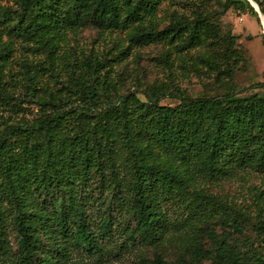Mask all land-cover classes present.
I'll list each match as a JSON object with an SVG mask.
<instances>
[{
	"label": "trees",
	"instance_id": "1",
	"mask_svg": "<svg viewBox=\"0 0 264 264\" xmlns=\"http://www.w3.org/2000/svg\"><path fill=\"white\" fill-rule=\"evenodd\" d=\"M213 1L258 16L248 0L0 3V69L14 41L50 59L85 29L123 34L128 43L114 44L119 52L111 58L75 56L70 95L42 99L38 118L0 131V264H71L75 256L102 259L131 249L167 248V241L179 249L176 261L159 253L154 259L141 254L140 262L264 264L263 210L252 223L256 239L243 252L213 224L243 235L248 217L207 188L240 172L264 175V95L241 97L234 89L191 98L158 86L142 92L146 100L133 92L113 96L111 61L160 42L184 64L198 62L223 83L232 80L224 61L236 54L232 37L221 35L203 10V3ZM257 1L264 9V0ZM164 3L194 9L191 16L174 12L161 29ZM166 97L180 103L161 105ZM0 99L12 97L1 90ZM118 231L124 235L119 242Z\"/></svg>",
	"mask_w": 264,
	"mask_h": 264
},
{
	"label": "rangeland",
	"instance_id": "2",
	"mask_svg": "<svg viewBox=\"0 0 264 264\" xmlns=\"http://www.w3.org/2000/svg\"><path fill=\"white\" fill-rule=\"evenodd\" d=\"M195 1L201 4V0ZM0 3L4 6L12 4L10 0H1ZM203 4V10L212 17L221 35L229 34L232 37L231 47L236 50V54L224 60L232 69V80L227 84L223 83L215 73L198 62L184 64L180 59L174 58V52L166 43L160 42L134 48L124 60L111 61L110 75L116 87L114 97L133 92L146 100L142 92L158 86L169 91L180 89L191 98L223 96L234 89L241 97L264 95V27L260 15L255 17L233 8L225 10L219 1ZM192 9L194 8L189 5L162 4L159 12L161 29L169 24L174 12L180 16H191ZM117 43L121 48L128 46L123 34L106 35L95 29H85L72 35L60 53L50 59L47 54L33 52L28 45L14 41L11 57L0 69V91H6L12 97L10 101L0 99V131L9 124H26L38 118L42 113V99L49 100L58 95L69 96L74 85V74L69 71H72L71 64L75 62V56L81 59L84 55L101 57L110 53L111 58L119 52L118 49H113ZM170 51V57L166 56L168 62H161ZM191 54L195 56L196 51L193 50ZM179 103L178 99L172 97L161 100V105L166 106L174 107ZM207 188L212 194L220 195L235 204L248 217L247 230L243 235L224 229L216 222L213 224L220 236L228 233L230 240L233 242L236 239L239 249L246 251V242L256 239L252 223L256 222L261 210L264 212V175L250 171L240 172L232 179L209 184ZM94 219H98V214L94 215ZM118 232L115 240L119 242L124 239V235L121 231ZM10 240L16 248L13 232L10 233ZM164 244L167 248H142V251L131 249L119 255L111 253L102 259L75 256L71 264H142L139 260L141 254L147 259H154L159 253L167 261H176L179 249L174 248L171 241ZM205 244L210 247L208 240H205ZM204 264L213 262L205 261Z\"/></svg>",
	"mask_w": 264,
	"mask_h": 264
},
{
	"label": "water",
	"instance_id": "3",
	"mask_svg": "<svg viewBox=\"0 0 264 264\" xmlns=\"http://www.w3.org/2000/svg\"><path fill=\"white\" fill-rule=\"evenodd\" d=\"M248 1L251 3L255 11L260 15L262 19L263 27H264V9L262 8V6L259 4L257 0H248Z\"/></svg>",
	"mask_w": 264,
	"mask_h": 264
}]
</instances>
